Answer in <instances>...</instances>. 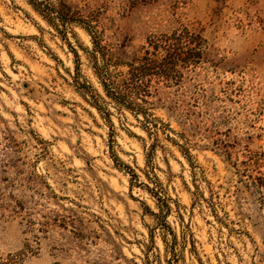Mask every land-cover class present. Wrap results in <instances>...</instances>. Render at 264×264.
<instances>
[{
    "label": "clouds",
    "instance_id": "clouds-1",
    "mask_svg": "<svg viewBox=\"0 0 264 264\" xmlns=\"http://www.w3.org/2000/svg\"><path fill=\"white\" fill-rule=\"evenodd\" d=\"M65 2L69 16L80 15L53 20L57 13L28 0H0V264H147L146 257L164 264L173 246L180 264H264V180L233 155L244 154L252 124L255 131L264 125V56L253 55L264 42V0H219L226 11L216 17L208 13L217 0H189L207 7L195 17L204 21L199 55L163 68L181 99L200 104L187 111L143 105L147 121L138 110L140 85L160 66L137 57L146 39L184 47L185 16L175 18L174 9L180 0ZM37 4L60 8L59 0ZM97 21L99 36L91 27ZM56 26L67 29L78 56L53 35ZM192 63L208 72L198 81L208 94L182 95L176 70L191 71ZM229 80L244 88L238 103L218 99ZM93 95L102 98L101 112L87 103ZM205 108L204 117L189 119ZM161 121L170 127H153ZM145 173L158 178L170 214L138 186L149 185Z\"/></svg>",
    "mask_w": 264,
    "mask_h": 264
},
{
    "label": "rangeland",
    "instance_id": "rangeland-1",
    "mask_svg": "<svg viewBox=\"0 0 264 264\" xmlns=\"http://www.w3.org/2000/svg\"><path fill=\"white\" fill-rule=\"evenodd\" d=\"M29 4L33 7L34 10H38V7H44L50 12L57 13V16L53 18H60L63 16L65 20L73 19L77 16H79V11L76 13H73L72 16H69V13L72 10V6L68 5L65 0H59L60 8H56L55 5H44V4H37V0H28ZM150 0H143L144 4H148ZM77 9H79V5L76 6ZM84 7H88V5H84ZM175 9V18L180 19L181 14L183 13L185 16V19L181 20V23L184 25V32L187 33V39L183 41L184 47L182 48H175L173 50V42L164 41L157 45L156 47H153V45L149 42L148 39L144 41V44L142 45L143 48L146 49V51L141 52L140 56L137 57L138 60H144V61H152L153 64L160 66V72L156 74L155 78H148L144 80V82L140 85V87L144 90V99L142 101V104L138 106V110L141 114L145 116V119L147 121L148 117V109L147 107H144L143 105H152V104H159V103H166L169 105V107H183L185 111L188 110V105L192 104L193 108H196L199 106L200 101L196 100L193 102V100L189 97L188 100L181 99L180 94V88L177 87V80L176 79H170L167 72L164 70L163 65L168 64L172 65L174 63V57L182 59L183 61L187 62L190 60L193 56H198L199 53L197 52V48L199 47V37L197 33V29H199L201 26H203L204 21L201 20L199 22H196L195 17L196 13L198 11H207L206 6L202 5H195L190 4L189 0H180V2L174 6ZM16 9H13L15 11ZM21 11H24L25 18L31 19L30 13H27L25 10L21 9ZM156 9L152 8H145L142 10L143 13H153ZM226 8L222 9L219 6V0H217V4L211 8V11L208 13L211 17H216L220 15L221 12H225ZM81 19H83L81 17ZM2 22V20H0ZM12 22L15 23L16 19L15 17L12 18ZM195 23V27H193V24ZM99 21L93 23L91 25L92 28L96 29L97 36L103 34L104 29L98 27ZM184 32H181L180 35L183 36ZM54 36L59 38L60 44H67L70 51L73 52L74 56H78V53L75 52V48L72 46V42L68 40L67 38V29L65 27L56 26L54 28ZM169 36H176L177 33L175 30L173 32L168 33ZM95 39V37H94ZM96 43L99 44V41L96 40ZM47 47V45H44ZM59 46V45H58ZM108 44L103 45V49H108ZM102 49V50H103ZM111 50V49H109ZM49 52H51V49H49ZM157 53H163L162 57L156 58ZM259 53L260 55L264 56V42H257L255 48L253 49V55H256ZM58 59V57H56ZM204 63H207L206 61ZM114 67H121L119 64V61L116 62V64L113 65ZM130 69V66H127ZM191 69V71H188L185 66L182 64L179 69H177V74L180 78L183 79V84L181 87L183 88V94L184 96H187L188 93L196 91L200 92L202 91L205 94L209 93V89L207 87H201L199 84V78L203 77L206 81L208 79V72L204 70L203 67H201L198 63H192L187 66ZM250 67H254V65H250ZM209 68L211 69L212 74H215L216 68L214 65H209ZM151 71V69H149ZM232 75H235V73H231ZM56 75H61L59 72L56 73ZM219 79V78H218ZM127 84V81L124 82ZM231 87L232 92L230 96H225V90L227 88ZM244 91V88L242 85H239L236 83L235 80H229L227 82H224L219 91L218 99L224 100L228 99L230 103H238L239 102V96L238 93H242ZM105 94L109 97L114 96V92L107 87L105 88ZM102 98H98L95 95H93L87 103L91 106H94L97 108V112L102 111ZM137 109H133V111H136ZM259 111V108L257 109ZM87 111V109H85ZM207 108H205L203 111H200L198 114L196 112H192L189 116V119H192L194 117L196 118H202L206 115ZM264 115V113H261ZM255 115V114H253ZM103 119V117H102ZM150 122V121H148ZM93 123H97L95 120ZM109 123L111 121L109 120ZM99 126V125H98ZM153 127H160L161 130L164 128L170 127V125L165 124L163 121L160 122V124L156 125L154 124ZM253 129V136H248L245 138V143L241 146L243 149V155H241L239 152H234V158L235 160L239 161V166L241 170L245 172H249V168L253 169L250 173L251 178L253 179H259L264 180V125L261 126L260 131H255L257 125L252 124L250 126ZM111 129L109 132V141L111 144ZM135 135V134H133ZM171 142L172 138H168ZM239 140V137L236 138V141ZM236 141H231L230 143L235 144ZM183 146H181L182 148ZM117 166H119V162L117 161ZM129 172L132 175V179L135 181L138 179L136 172L134 169L128 168ZM146 178L149 180V185H138L141 187H146L147 190L151 195H155L159 198V201L161 204L164 205L165 210L170 214V209L168 208L166 198L165 196H162L160 194L161 191H164L163 189H160L158 191L157 189L160 188V185L157 181H153V177L148 176L147 173H145ZM170 199V198H169ZM163 215V214H162ZM167 227V225H165ZM175 244V241H174ZM149 251H151V248H149ZM173 255L172 259H165L164 264H180V259L182 257H178L175 252V247L173 246ZM147 264H151V260L146 257ZM202 264V262H201Z\"/></svg>",
    "mask_w": 264,
    "mask_h": 264
}]
</instances>
